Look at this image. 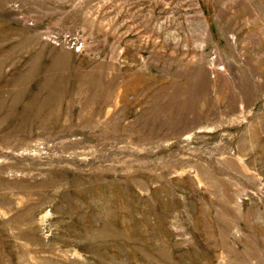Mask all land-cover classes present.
I'll use <instances>...</instances> for the list:
<instances>
[{
  "label": "rangeland",
  "instance_id": "374dc122",
  "mask_svg": "<svg viewBox=\"0 0 264 264\" xmlns=\"http://www.w3.org/2000/svg\"><path fill=\"white\" fill-rule=\"evenodd\" d=\"M0 264H264V0H0Z\"/></svg>",
  "mask_w": 264,
  "mask_h": 264
}]
</instances>
